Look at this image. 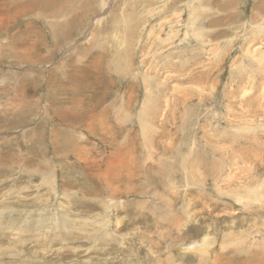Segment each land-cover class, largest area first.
<instances>
[{"label": "rangeland", "instance_id": "obj_1", "mask_svg": "<svg viewBox=\"0 0 264 264\" xmlns=\"http://www.w3.org/2000/svg\"><path fill=\"white\" fill-rule=\"evenodd\" d=\"M45 4L0 0V264H257L264 0Z\"/></svg>", "mask_w": 264, "mask_h": 264}, {"label": "bare ground", "instance_id": "obj_2", "mask_svg": "<svg viewBox=\"0 0 264 264\" xmlns=\"http://www.w3.org/2000/svg\"><path fill=\"white\" fill-rule=\"evenodd\" d=\"M45 1L46 0H34V2L36 3V4H41V5H43V6H46V4H45ZM19 3V2H18ZM45 4V5H44ZM19 7H22V8H19ZM46 7H48V5L46 6ZM11 8H16L15 10L16 11H18L19 10V12H21L22 10H24L25 9V7H24V5L23 6H18V4H15V6L14 7H11ZM11 13H12V9L11 10H9V12H8V15L11 17ZM13 16V15H12ZM27 48V47H26ZM24 50H26V49H24ZM27 51V50H26ZM25 54V53H24ZM80 100V99H79ZM130 99H129V97L127 96V102L129 101ZM166 102V101H165ZM166 104H168V103H166ZM127 105V104H126ZM83 108V107H82ZM83 122V121H82ZM87 128L88 129H92V127L89 125V127H88V125H87ZM91 132V131H90ZM96 132V131H95ZM263 248V247H262ZM262 248L261 249H259V252L257 253V255L254 253V254H249V257L251 258V260H253L254 261V259H257L258 261H256L257 262V264H264V250H262ZM264 249V248H263ZM230 251V250H229ZM232 252V251H231ZM256 252V251H255ZM230 253V252H229ZM232 254V253H231ZM238 254V253H237ZM245 254V252L243 253V255ZM224 255V254H223ZM233 255V254H232ZM219 256V255H218ZM236 256V255H235ZM253 256V257H252ZM226 257V256H225ZM230 258V257H229ZM240 258V257H239ZM246 258V257H245ZM244 258V259H245ZM246 260V259H245ZM249 260V259H248ZM241 261V260H240ZM246 262V261H245ZM251 262V261H250ZM249 262V263H250ZM249 263H247V264H249ZM212 264H215L214 262L212 263ZM238 264H245L243 261H241L240 263H238ZM254 264V263H253Z\"/></svg>", "mask_w": 264, "mask_h": 264}]
</instances>
